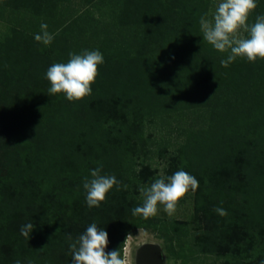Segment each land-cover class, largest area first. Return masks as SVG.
Segmentation results:
<instances>
[{"label": "trees", "instance_id": "1", "mask_svg": "<svg viewBox=\"0 0 264 264\" xmlns=\"http://www.w3.org/2000/svg\"><path fill=\"white\" fill-rule=\"evenodd\" d=\"M68 3L0 0L8 24L0 32V264H72L67 237L92 223L108 232V251L122 250L129 228L147 222L132 214L140 187L179 170L199 187L193 228L181 224L174 237L221 264H264V60L221 65L227 53L203 40L199 23L211 19V0H84L75 12ZM96 3L111 12L107 24L94 16ZM259 15L264 0L249 24ZM42 23L54 34L47 47L34 39ZM85 50L104 57L92 94L80 102L49 95L48 68ZM197 108L210 112L208 125L186 133L167 173L136 170L129 139L141 138L145 120ZM101 164L121 189L89 208L83 181Z\"/></svg>", "mask_w": 264, "mask_h": 264}, {"label": "clouds", "instance_id": "2", "mask_svg": "<svg viewBox=\"0 0 264 264\" xmlns=\"http://www.w3.org/2000/svg\"><path fill=\"white\" fill-rule=\"evenodd\" d=\"M257 8V0H220L211 19L200 18V29L203 40L208 42L219 53H227L226 59L220 61L223 67H228L237 58L255 63L264 60V15L255 18L249 24V17ZM41 32L34 36L35 41L45 47L50 46L54 34L48 32V25H40ZM247 35H244V34ZM104 63V57L98 50H85L81 54L69 53L65 63H54L47 72L46 78L50 84L49 95L62 94L70 102H80L92 94V85L99 76V67ZM103 165L92 170L91 178H84L83 188L86 192V203L89 208H99L107 201L108 193L115 186L121 189V182L114 175H102ZM124 189L127 185L122 186ZM199 187V182L193 175L184 170L176 171L171 176H160L150 186H141L142 205L132 209L134 216L143 219L156 217L161 206L168 216H173L181 200ZM214 211L221 217L228 213L221 207ZM35 225L29 222L21 226V235L30 238ZM128 235L126 236V238ZM69 249L72 254V264H127L120 248L108 251V232L98 228L96 223L90 224L86 231L75 241L69 234ZM16 264H20L17 260Z\"/></svg>", "mask_w": 264, "mask_h": 264}, {"label": "rangeland", "instance_id": "3", "mask_svg": "<svg viewBox=\"0 0 264 264\" xmlns=\"http://www.w3.org/2000/svg\"><path fill=\"white\" fill-rule=\"evenodd\" d=\"M212 5L208 11L209 16H212L215 12V9L220 2V0H211ZM98 3L89 4L92 7L94 16L101 17L103 19V24H107L111 12L108 10V7H104L97 10ZM84 0H70V3L66 5L67 9H73L72 12H75V9H83ZM99 12H102L105 16H101ZM8 28L6 21L0 19V32L4 33ZM120 45L112 47V49L118 51V55L123 57V51ZM126 48V45L123 46V49ZM119 49V50H118ZM125 52V51H124ZM128 52V51H127ZM209 108V107H208ZM187 111L184 115H168L161 116H145L148 117L145 120L144 128L142 131L141 138H131L129 143L131 145L136 143V150L130 149L133 158L137 161H141L139 165L136 166V170L144 166H150L152 171L159 172L160 175L167 173L168 169V160L170 156H173L174 153L178 151L179 145L184 141L185 135L188 131L197 129L199 127H206L208 125L209 111L205 110L201 113V109ZM207 113V115H205ZM159 117V118H158ZM152 118V120H151ZM207 119V122L205 121ZM179 128V129H178ZM189 133V132H188ZM130 145V146H131ZM131 148H134L131 146ZM176 151V152H175ZM160 154L163 157L159 156ZM169 158V159H168ZM14 162V160L12 161ZM194 210V193H189L186 198L180 201L178 208L173 216H168L162 209L156 217L143 222V225H138L133 228H129L127 233L128 237H125L124 246L122 248V254L127 260V264H135V255L138 247L144 243H155L159 245L164 255V264H221L223 258H217L215 256H204L198 253L196 249L192 246V243L189 239L186 240H177L174 236L179 231L182 226L181 224H186L190 228L192 213ZM172 220H178L180 224H172ZM151 223L150 226H146L148 223ZM186 226V227H187ZM188 229V228H187ZM182 230V229H181ZM191 233V232H190ZM126 235V236H127Z\"/></svg>", "mask_w": 264, "mask_h": 264}, {"label": "water", "instance_id": "4", "mask_svg": "<svg viewBox=\"0 0 264 264\" xmlns=\"http://www.w3.org/2000/svg\"><path fill=\"white\" fill-rule=\"evenodd\" d=\"M135 264H164V255L155 243H144L138 247Z\"/></svg>", "mask_w": 264, "mask_h": 264}]
</instances>
